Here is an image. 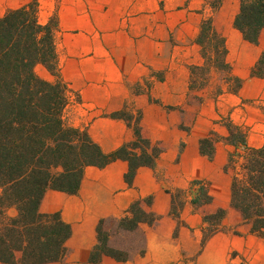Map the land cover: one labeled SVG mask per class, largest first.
Masks as SVG:
<instances>
[{
    "label": "crops",
    "instance_id": "obj_1",
    "mask_svg": "<svg viewBox=\"0 0 264 264\" xmlns=\"http://www.w3.org/2000/svg\"><path fill=\"white\" fill-rule=\"evenodd\" d=\"M29 1L0 0V16ZM57 5L58 28L67 32L56 51L58 74L75 94L63 118L86 129L109 153L134 138L132 126L110 114L139 112L143 137L160 151L152 166L136 168L131 185L125 180L128 161L117 158L102 167L86 166L75 193L47 189L39 211L59 213L70 235L61 260L40 264H264V235L253 232L230 203L232 173L225 166L236 147L226 142L228 130L220 122L228 119L244 132L245 145L239 143L238 150L264 145V77L250 73L264 52V28L257 42L245 40L233 26L239 0H222L212 22L241 86L228 91L222 72L211 66L205 84L191 89L190 67L204 64L197 36L210 14L205 0H57ZM44 79L54 75L45 71ZM210 133L211 158L200 151V140ZM196 180L205 182L210 202H191L199 190ZM176 189L184 192L174 212ZM138 199L155 215L151 223L124 230L139 236V247L123 260L101 254L90 261L99 222L118 221ZM220 209V219L209 217Z\"/></svg>",
    "mask_w": 264,
    "mask_h": 264
},
{
    "label": "trees",
    "instance_id": "obj_2",
    "mask_svg": "<svg viewBox=\"0 0 264 264\" xmlns=\"http://www.w3.org/2000/svg\"><path fill=\"white\" fill-rule=\"evenodd\" d=\"M40 0L7 10L0 16V264H40L61 260L66 253L65 242L70 225L59 213H41L40 201L47 189L67 193L78 190L86 166L102 167L112 160L128 161L126 182L131 185L138 166H152L160 151L141 133L140 113L126 109L110 114L132 126L134 138L118 149L104 153L84 128L73 126L63 118L71 91L58 74L55 31L56 16L46 22L39 19ZM222 0H205L210 14L202 19L197 42L204 57L202 66L190 67V88H200L206 82L209 68L222 72L227 90L237 92L242 80L231 74L225 61V39L213 26L212 12ZM233 26L243 38L255 43L264 28V0H239ZM44 65L54 80L37 76L35 67ZM254 76L264 77V52L251 68ZM221 92V88L218 89ZM226 142L236 147L225 166L229 170L239 143L245 145V134L230 122ZM231 182V205L238 209L252 231L264 235V145L244 146ZM200 151L212 157L213 134L200 140ZM184 191L172 193V211L180 205ZM211 197L200 188L191 202L195 205L210 202ZM144 202L149 203V199ZM142 200L133 201L126 215L118 219L124 230H133L139 222L151 223L155 215L143 210ZM224 210L211 218L220 219ZM100 221L97 227L98 244L90 254L97 261L101 254L123 260L127 254L112 252L102 238Z\"/></svg>",
    "mask_w": 264,
    "mask_h": 264
},
{
    "label": "rangeland",
    "instance_id": "obj_3",
    "mask_svg": "<svg viewBox=\"0 0 264 264\" xmlns=\"http://www.w3.org/2000/svg\"><path fill=\"white\" fill-rule=\"evenodd\" d=\"M40 5H39V19L41 22H46L51 16H56L57 19V0H40ZM66 31L58 28L55 31V43H56V51L58 48L61 47L63 39L66 38L67 32ZM57 53V52H56ZM47 71L48 73L50 72L44 65L42 64H37L35 67V73L37 76L40 78L44 79V72ZM51 73V72H50ZM70 95L75 97V94L70 92ZM67 122V121H66ZM220 122L222 125H224L227 128L228 123L231 121L228 119L221 118ZM68 123V122H67ZM232 124V123H231ZM236 151V150H235ZM241 154L243 152V149L237 150ZM234 152V151H233ZM236 153V152H234ZM238 154H235L234 159L237 160L233 161L229 171L233 173V167L237 166L239 161L241 160V157L238 156ZM101 231H102V238L107 235V241L106 245L109 249L112 250V252L115 253H120V254H127L131 251L134 250L135 248L139 247L140 244V239L138 235H133V234H127L124 229L119 225L118 221H107L105 224H102L101 226Z\"/></svg>",
    "mask_w": 264,
    "mask_h": 264
},
{
    "label": "built area",
    "instance_id": "obj_4",
    "mask_svg": "<svg viewBox=\"0 0 264 264\" xmlns=\"http://www.w3.org/2000/svg\"><path fill=\"white\" fill-rule=\"evenodd\" d=\"M194 186L197 188V189H200V188H204L205 187V182L202 181V180H196L193 182Z\"/></svg>",
    "mask_w": 264,
    "mask_h": 264
}]
</instances>
